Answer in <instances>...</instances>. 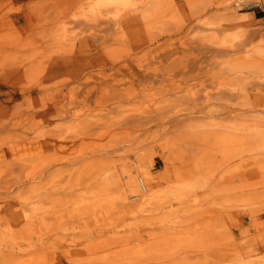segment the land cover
Segmentation results:
<instances>
[{"label":"rangeland","instance_id":"1","mask_svg":"<svg viewBox=\"0 0 264 264\" xmlns=\"http://www.w3.org/2000/svg\"><path fill=\"white\" fill-rule=\"evenodd\" d=\"M8 1L0 0V89L17 95L14 103L0 97V264H264L261 110L251 112L259 119L252 138L219 137L210 147L199 141L192 155L169 130L124 125V74L85 105L70 95L71 72L47 76V59L68 54L69 38L89 24H73L46 0ZM203 1L246 13L250 26L223 25L231 27L223 32L229 40L249 27L264 29L261 4ZM24 4L29 24L16 14ZM117 10L109 15L121 16ZM123 36L106 41L114 55L124 53ZM56 86L68 94L53 105L44 92ZM257 86L264 93V79ZM153 96L160 97L140 87L125 109H141ZM28 109L30 120L19 121ZM144 175L151 178L146 191L136 181ZM29 243L48 248L29 251Z\"/></svg>","mask_w":264,"mask_h":264},{"label":"bare ground","instance_id":"2","mask_svg":"<svg viewBox=\"0 0 264 264\" xmlns=\"http://www.w3.org/2000/svg\"><path fill=\"white\" fill-rule=\"evenodd\" d=\"M46 1L73 24H89L84 25L86 30L69 38L68 54L51 57L46 64L48 77L71 72L69 77H74L76 85L70 95L80 104L89 103L99 86L108 84L111 77L124 74V85L129 87L124 89L129 91L124 92V117L121 119L124 125L141 130L155 125L163 133L169 130L171 140L185 144L192 155L200 151L199 141H205L206 147H210L219 137L252 138L259 121L251 117L254 110H261L264 121V93L256 87V83L264 79V45L256 42L264 39V29L249 27L238 39L229 40L223 33L228 27L250 26L249 21L245 23L246 13L236 16L229 8L230 3L222 5L211 1L206 4L203 0H184V3L182 0ZM81 1L86 5H77L76 10L74 4ZM248 2L241 6L261 4L264 8V0ZM112 6L121 9L122 15L110 16ZM27 7L28 4L18 5L16 14L21 20L26 16L29 24ZM174 14H179V19L173 21ZM142 23L146 24V30L137 27ZM224 24L230 26L225 25L227 28L223 29ZM116 31L119 32L116 36L109 37ZM121 36L124 37V53L114 55L106 41ZM68 67L71 69H66ZM140 87L155 89L160 97H151L153 102L136 111L125 109V103L138 95ZM63 89V86H56L44 93L55 105L67 96L68 91ZM0 90L3 102L16 101L12 100L16 93L10 95ZM40 90L43 89H33ZM23 94L18 93L25 96ZM32 114L28 109L19 121H29ZM246 115L251 117L249 121L243 120ZM109 153H101L100 158H106ZM214 155L209 149L212 162ZM136 181L146 191L151 178L138 176ZM28 247L29 251L41 249L44 252L48 248L37 247L34 243H29Z\"/></svg>","mask_w":264,"mask_h":264}]
</instances>
